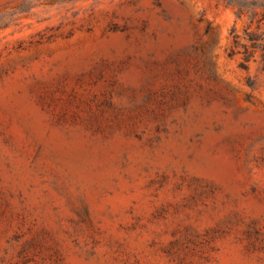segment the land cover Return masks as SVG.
Segmentation results:
<instances>
[{"label":"rangeland","instance_id":"obj_1","mask_svg":"<svg viewBox=\"0 0 264 264\" xmlns=\"http://www.w3.org/2000/svg\"><path fill=\"white\" fill-rule=\"evenodd\" d=\"M252 31L264 0H0V264H264Z\"/></svg>","mask_w":264,"mask_h":264},{"label":"trees","instance_id":"obj_2","mask_svg":"<svg viewBox=\"0 0 264 264\" xmlns=\"http://www.w3.org/2000/svg\"><path fill=\"white\" fill-rule=\"evenodd\" d=\"M247 39L251 43V50L248 51L247 49L244 51V57L243 61L241 62V67L242 68H247V62L250 61L251 57L253 56V53L255 51L260 52V61L263 65L264 69V34L263 33H258V32H247ZM237 52L233 49H231L229 56H232L236 54Z\"/></svg>","mask_w":264,"mask_h":264}]
</instances>
